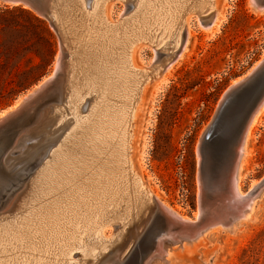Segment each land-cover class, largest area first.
<instances>
[{
  "label": "bare ground",
  "instance_id": "bare-ground-1",
  "mask_svg": "<svg viewBox=\"0 0 264 264\" xmlns=\"http://www.w3.org/2000/svg\"><path fill=\"white\" fill-rule=\"evenodd\" d=\"M108 1L51 0L60 48L49 77L59 68V81L34 124L30 123L29 133L36 135V141L24 144L14 157L33 162L23 187L0 210V264H114L111 258L106 259L109 251L115 252L122 243L127 248L157 206L165 213L159 221L165 219L175 227L159 234L146 258L159 255L166 260L177 248L199 240L208 228L231 226L246 217L264 184V179L260 180L245 194L240 188L247 142L264 118L263 98L236 146L229 174L219 177L227 183L214 187V202L202 206L201 212L206 214L203 229H199L201 225L189 229L179 224L197 221L200 188L197 212L189 217L143 186L130 151L142 93L147 86L153 87V93L161 91L173 63L188 57L190 52H185L192 17L203 30L214 33L225 15L211 14L215 0H132L126 16L122 13L110 21L106 16ZM250 3L255 11H264L260 0ZM144 41L152 44L154 55L159 56L161 49L174 48L176 52L163 65L154 62V66L137 67L132 51ZM263 58L264 53L246 74ZM20 98L0 110V120ZM42 146H46L44 153L36 156ZM107 226L114 231L106 230ZM149 243L148 236L141 250ZM167 243L177 245L169 247Z\"/></svg>",
  "mask_w": 264,
  "mask_h": 264
},
{
  "label": "rangeland",
  "instance_id": "rangeland-1",
  "mask_svg": "<svg viewBox=\"0 0 264 264\" xmlns=\"http://www.w3.org/2000/svg\"><path fill=\"white\" fill-rule=\"evenodd\" d=\"M131 2L109 0L108 20H117L122 13V17L126 16ZM211 11L226 18L214 33L199 27L194 17L190 19L185 52L190 53L173 63L171 78L161 91L153 93L151 86L144 90L131 137L132 162L143 186L166 205L189 217L197 212L201 136L231 81L246 74L264 53V11H255L250 0H215V9ZM35 17L43 20L52 36V54H47L44 60L39 56L45 47L39 39L40 27ZM146 42L133 48L132 60L137 67L154 62L163 65L176 52L174 48L161 49L163 54L161 51L157 56L152 44ZM59 48L58 34L47 19L25 5L0 2V110L11 106L26 89L52 72ZM162 59L167 60L161 62ZM40 108L33 112L32 120L27 123L29 127L43 109ZM33 137L35 142L37 137ZM45 147L36 156L43 154ZM247 147V162L242 165L240 179L244 194L264 179V118ZM224 157H229V151ZM105 229L114 231L110 226ZM167 245L172 247L177 243ZM189 245L177 248L166 260L153 255L144 264H264V184L257 190L246 217L237 219L231 226L208 228L199 240ZM114 250L107 253V260L115 254Z\"/></svg>",
  "mask_w": 264,
  "mask_h": 264
},
{
  "label": "water",
  "instance_id": "water-1",
  "mask_svg": "<svg viewBox=\"0 0 264 264\" xmlns=\"http://www.w3.org/2000/svg\"><path fill=\"white\" fill-rule=\"evenodd\" d=\"M0 1L7 4L27 6L38 16L47 19L50 25L57 30L51 17V0ZM260 2L264 3V0H260ZM61 50L63 52L62 48ZM49 75L42 77L34 86L28 90L26 89L20 95L18 105L7 111L3 119L0 120L1 210L6 207L22 186L28 175L29 164L31 165L33 162L15 160L14 157L18 151L24 149V144L33 143L32 139L34 137L33 134L29 133L31 127H27V123L32 118V113L52 97V92L59 81V68L52 76L49 77ZM263 98L264 58L242 79L229 86L219 100L212 119L202 134L199 143L198 181L200 192L198 205L200 214L197 221H179L180 225L189 229L191 226L198 227L201 225L199 229H203L206 214L201 212L202 206L205 208L208 203L214 202L213 200L216 198L215 192H213L214 187L220 183L223 185L227 183V179L223 178L222 180L219 177L229 174L235 157L236 146L243 137L250 116ZM20 144L21 147H18ZM8 147H10V150ZM228 151L229 157L222 162V158ZM163 214L165 213L157 206L144 227L134 236L130 245L126 248V243H122L117 247L116 256L111 257L112 262L114 261V264H143L146 257L154 250L159 234H164L167 230H172L175 227L174 224H166L165 219L159 221L160 217L164 218ZM148 236L150 237V243L144 250H141V246L146 242ZM169 239V237L164 238L165 241H169ZM124 249L126 251L120 257L119 253ZM135 256L137 258L131 260ZM107 264H110V262Z\"/></svg>",
  "mask_w": 264,
  "mask_h": 264
},
{
  "label": "trees",
  "instance_id": "trees-1",
  "mask_svg": "<svg viewBox=\"0 0 264 264\" xmlns=\"http://www.w3.org/2000/svg\"><path fill=\"white\" fill-rule=\"evenodd\" d=\"M35 18L38 22V26L40 27L39 39L42 42L43 46L45 47V50L44 51L41 50L39 56L41 57V60H44L46 59L47 54L48 55L52 54V48H53L52 36L49 29L44 24L43 20L38 17Z\"/></svg>",
  "mask_w": 264,
  "mask_h": 264
}]
</instances>
